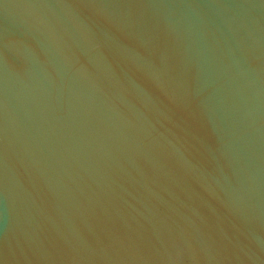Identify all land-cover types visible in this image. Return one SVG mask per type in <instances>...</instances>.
Listing matches in <instances>:
<instances>
[{"label":"water","instance_id":"obj_1","mask_svg":"<svg viewBox=\"0 0 264 264\" xmlns=\"http://www.w3.org/2000/svg\"><path fill=\"white\" fill-rule=\"evenodd\" d=\"M0 264H264V0H0Z\"/></svg>","mask_w":264,"mask_h":264}]
</instances>
